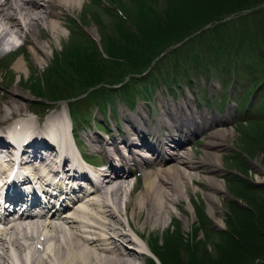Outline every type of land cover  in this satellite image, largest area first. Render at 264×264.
Instances as JSON below:
<instances>
[{
  "label": "rangeland",
  "instance_id": "1",
  "mask_svg": "<svg viewBox=\"0 0 264 264\" xmlns=\"http://www.w3.org/2000/svg\"><path fill=\"white\" fill-rule=\"evenodd\" d=\"M92 1L93 0H83V6H75L74 8L65 9L63 11L61 15L64 23L62 38L54 41L53 49L47 50L46 58L42 62H35L32 56H30L29 40H26L27 42L23 44L16 53L12 52V54L8 52L10 47H14L11 43L13 41H7L4 45V51L0 53V57L7 53L4 62L7 63L8 72L5 74V69H0V128L9 125L13 117L22 116L34 119L41 129L43 128V130L48 133L50 129L48 123L46 124V118L51 114H60L66 120V124L69 127L70 124L72 125V120L69 115L68 99H59L54 103V101L47 98V96L38 97L32 92L33 90L29 83L35 76L39 75L42 78V75H45L48 67L56 56L67 50L72 38L75 37V34H72L73 31L84 32L88 37L87 42H90V44L86 41L85 43L90 46L91 41H94L103 52L102 45L107 44L109 34L113 32L112 26H114V22L111 20L112 16L105 10V7H111L112 5L114 11L122 12V10L120 5L111 0H100L101 3L97 0L95 1L96 6L90 3ZM154 1L161 11V15H165V8L168 7L169 3H167L166 0ZM126 2H128V0ZM263 5L264 3H259L254 6L239 9L238 11L222 14L223 16L220 18L206 23L202 28L197 29L198 31L195 30V32L189 36V38L191 37L190 43H186L185 47L181 48L179 47L180 44H178L183 41L185 42V40L173 45H171L172 43L169 44L171 46L163 52L166 53V57L164 56L165 59L153 62L149 66V73L134 74V78L128 80L129 76H127L125 81L120 84L106 85L110 89L108 91L101 90L97 93V103L94 101L93 103L89 102L86 96L90 94L92 90L100 86L89 87L85 94H83L84 97H81L82 101L80 100L76 103L79 112L89 111L92 115L91 119L78 117V121H74L75 126L80 124L74 134L78 135L77 142L82 152L91 155L94 161L102 160L103 157L107 158L104 152H102L103 150L99 155L97 154L98 152H96L101 150L99 148L101 144H105L107 140L112 141L115 134L119 137L124 134V116L126 114H130L132 117L138 119L139 115H141L140 111L143 113L146 112L145 114L147 116L149 114L150 122L158 126L157 131L163 133V131L170 132V130H167V123H165V121L163 122L164 116L162 114L165 108H167V105L178 106L179 102L186 103L191 99V104H195L194 106L199 114L207 111L208 115H214V117L219 118L225 117L224 115L230 112V117L228 119L220 118V120L214 121L210 129H205L202 132L194 134L190 140L183 142L185 149L187 147L190 148L192 155L201 156L207 149L205 143L209 138L207 137L208 131L216 129L217 127H224L227 129L225 132L218 135V139L223 142V147L218 151L219 169H213L210 165L205 168L192 169L195 170L200 177L205 174L217 176L224 184V190L217 194V200L213 206L205 196V192L209 190V187L201 181L199 182L196 180L194 182L191 180L190 182V180L187 179L186 186L189 189V195H187L188 193L185 187L181 202L178 203L177 210L174 207L175 211H172L174 214L172 213L171 219L169 216L167 225L164 227L159 225L157 228H151L150 225H147L142 229L146 238L148 237L149 242H151V240L152 243L156 241L158 249H161L160 246L162 245V241L165 240V236L172 232L177 238L176 242L179 243V247H181L179 248L180 253L186 255L185 249L188 247V242H194L195 245H198L200 251L205 248L213 257H216L219 253L216 242L220 241L221 231L227 229L230 215L238 213L239 211H244L243 209H245V206L252 208L254 206L256 208L255 204L258 202L263 203L264 132L260 127L262 122H257L254 119L264 118V89L258 90L259 86H261L258 85L255 92L252 93L253 90L251 89L254 87L252 85L253 77L248 68H243L242 80L239 81L235 87L233 82L234 74L228 72L231 56H234L240 63L246 61L249 66L254 62L250 58L252 56L246 58L249 46L248 39L250 38L251 31L259 35L258 14L255 12L258 11L260 7H263ZM94 10H99L101 12L103 24L94 17ZM80 17H84L83 19H85V21L82 20L81 22ZM205 28H207V31L202 35L203 39H200L198 32ZM42 29L43 32L46 31L45 28ZM21 32L22 31H20V33ZM12 35L14 37L16 36L14 30ZM44 35L45 34L42 33L41 37H46ZM240 37H242V47L246 52L239 47ZM263 37L264 36H262V38ZM22 38L21 36H16L14 40L20 42ZM202 42H205V45H203ZM206 42L209 44L208 47ZM217 47H221L218 51L223 52L222 59L226 63V66L221 67L218 71L222 78L221 80L214 78L211 71L206 70V65L197 64V61L193 57L195 51H200V58L198 60L204 62L210 60L209 53H214ZM168 53H172L171 56H173V59L174 57H180L182 60V69L174 74V76L171 71L170 61L172 58L167 55ZM22 55H26L28 58L30 68L25 69V71H18L13 67V63ZM202 56L205 59L202 58ZM253 56L255 57L252 58L256 60L254 66L257 67L259 73L263 72L264 58L260 59L257 52H255ZM189 73H191V75H189ZM168 74L170 75L168 76ZM140 86L143 88L141 93L137 92L138 95H131L132 91L139 90ZM13 90L27 94V97L20 98L17 94L14 95L12 92ZM128 90H131V93ZM106 93H108L107 95L110 96L111 99H106L107 101L105 103L103 99L106 98ZM257 93V102L246 112L249 101H251ZM9 96L16 97L17 101L21 103L22 114L17 112L10 113L9 116L4 119V108L9 107V103L7 102ZM231 97H233V100L230 99ZM39 103L44 106L41 107ZM51 104H54V106L49 107ZM238 108L241 113H238ZM177 111H179V109H177ZM208 122L211 123V120ZM247 131H250V133L248 134ZM124 135L126 136V134ZM30 139L31 137L27 138V143ZM91 139L97 141L92 142ZM6 142L5 140L2 141V143L5 144L4 147L0 146V150L3 148L5 149L6 146L9 145V143L7 142V144ZM27 143L23 145L25 149L23 157H29L30 154L29 145H27ZM40 151L52 152V148L49 144H44L40 148ZM33 161L39 163L43 161V158L33 157L32 160L26 162L23 159L22 164L24 166L35 165L31 163ZM68 165L69 162L67 160L65 163L62 162V166L65 168ZM150 168L151 167L147 164L145 165L146 170ZM239 178L243 179L242 181H247V183H253L252 185H256L257 189L253 191H240L242 193L237 192V190L240 189L237 186L239 183L237 179ZM133 179L134 176L122 178L124 191L122 192L121 209L118 215L120 219L123 220L125 229L130 228L128 225V217L131 219V207H128L127 213H125V201L141 190L144 183V178L140 176L133 186L134 192L132 194L131 186L132 183H134L132 182ZM79 180H82V177L79 179L78 175L72 177L73 182L76 181L77 183ZM110 202H112L111 199ZM91 209H94L93 206ZM186 215H188L189 218L188 223L184 221V216ZM58 221L62 222L63 219L59 218ZM40 237L41 238L37 239H41L39 243H41V241L45 242L43 235ZM26 240L29 241L30 239L25 238V241ZM126 243L130 244L131 242ZM123 244L124 243L121 245L123 246ZM131 244L135 246L133 248H137L136 244ZM38 252L41 254V250ZM149 257H153L156 261L152 252L145 254V257H141L142 259L140 257L135 259V261L140 264H150L148 261ZM7 258L9 260H7L8 264H11V259H9L8 255L6 256V259ZM255 264L259 263L256 261Z\"/></svg>",
  "mask_w": 264,
  "mask_h": 264
},
{
  "label": "bare ground",
  "instance_id": "2",
  "mask_svg": "<svg viewBox=\"0 0 264 264\" xmlns=\"http://www.w3.org/2000/svg\"><path fill=\"white\" fill-rule=\"evenodd\" d=\"M82 3L83 0H0V53H3L4 43L8 41V36L12 35L14 30L16 34L21 37L24 36L26 40L30 41L29 50L33 60L42 62L46 58L47 50L53 49L54 41L62 38L64 23L61 15L63 11L75 6H83ZM42 28H45L46 31L43 32ZM23 30L25 32H21V34L20 31ZM42 33L46 37H41ZM13 67L18 71H25V69L30 68L26 55L15 60ZM12 92L20 98L27 97V94L17 90ZM7 102L9 107L4 108V119L10 113H21L22 106L16 97L9 96ZM191 103L192 100L190 99L186 103L179 102L178 106L167 105L162 114L164 116L163 122L167 123V130L170 132H158V126L152 124L150 118L143 112L138 119L126 114L124 116V134L126 136L122 134L123 140L119 141V146L116 148L114 142V146H112L109 140L106 144H101V148L106 149L111 158L109 159L110 166L116 171L119 170L120 172V169L115 165V158H121V162L134 160L135 163H144L151 167L148 170H141V173L139 171L144 178L143 188L131 198H127L124 204L125 213H127L128 207H131V219L128 217V224L132 231L130 228L125 229L124 222L118 215L121 209L122 192L124 191L122 180L118 177V179L110 177L104 169H92L95 176L97 174L104 176V184L95 190L89 186L92 191L83 194V190L76 184L81 183L79 186H86L89 182L80 180L76 184H69L70 180L68 179L64 183L66 177L74 176V172L70 170L71 168L61 167V160H58L57 157L61 153L56 148L51 147L52 152L45 156L46 163L42 164L43 170L38 173L40 174L38 175L40 181L42 184L49 181L48 176L44 175L48 169L63 173L60 178L54 179V182L50 183L53 194L58 192L55 196L56 205L66 204L62 203L65 199L70 200L72 197H79L73 204L77 206L74 207L71 205L73 202L69 201L71 206L67 211L70 213L61 212V214L64 213L62 219L66 224L65 227L60 224L53 225L49 218L45 224H42V229L45 230H41L38 234L34 233V230L40 229V225L35 223L30 226L29 232H27L26 225L23 224L20 230L18 229L13 233H11L13 227L9 230L0 229V264H8L6 256L10 246L17 248L20 264H140L135 259L145 257L143 251L151 250L149 239L146 238L142 229L147 225H150L151 228L167 225L169 216L171 219L172 211H175L174 207L177 210L184 191L186 190L187 195H189V189L186 186L187 179L190 182L197 180L206 184L209 190L205 192V196L214 206L217 194L224 190V184L215 175L205 174L200 177L192 169L205 168L208 165L213 169H219L218 151L223 147V142L218 139V135L227 129L217 127V130L208 131L207 137L209 138L205 143L207 149L201 156L192 155L188 147L186 151L183 142L190 140L194 134L210 129L214 121H218L220 118L228 119L230 112L225 114V117L219 118L208 115L207 111L199 114L195 104ZM62 119L60 114H51L46 118V124L48 123L50 129L48 134L51 132L50 138L58 145H61L60 142L65 139L67 131L64 119ZM209 120L211 123L208 122ZM13 123V125L11 123L7 127L0 128V146L4 147L5 144L2 143V137H5L9 143V145H5V149L0 150V164L4 165L3 169L9 165L8 161L17 159L14 152L20 151L27 138L31 137L27 143L30 150L29 157H24L27 159L26 161L32 160L33 157H42L40 148L47 143L44 138L46 132L34 119L21 116L18 121ZM10 140L16 145L12 144ZM18 157L22 161V155L19 154ZM82 175L90 181L88 174L83 172L80 177ZM75 188H78V193L75 192ZM16 189L15 187L14 190ZM133 192L134 190L132 194ZM83 197H86L85 201L82 200ZM90 204L94 208L92 211L89 209L92 207ZM55 211L59 210L56 209ZM184 221L188 223V215L184 216ZM18 223L20 224L21 221ZM51 230L54 232L43 234L45 242L41 241L40 244L33 245L34 240L41 238L40 234L43 231ZM25 238L33 241L26 240L27 243ZM40 240L36 242L39 243ZM126 242L136 244L137 248H133L135 247L133 244ZM122 243H124L123 246ZM43 249L44 254L41 255L38 251ZM26 251L30 252V260L23 254Z\"/></svg>",
  "mask_w": 264,
  "mask_h": 264
},
{
  "label": "trees",
  "instance_id": "3",
  "mask_svg": "<svg viewBox=\"0 0 264 264\" xmlns=\"http://www.w3.org/2000/svg\"><path fill=\"white\" fill-rule=\"evenodd\" d=\"M95 1L97 0L90 3L96 6ZM111 1L120 5L122 12L114 11L112 5L105 7V10L112 16L111 20H113L114 26H112L113 32L109 34L107 44L102 45L104 54L94 41H91L90 46L88 45L90 42H87L88 37L84 32L73 31L72 34H75V37L72 38L67 50L56 56L42 78L39 75L35 76L29 83L38 97L47 96L53 101L69 99L71 113L75 119L78 117L88 119L91 116L89 111L79 112L76 105L82 99L81 97H84L83 94L89 87L100 86L86 96L89 102L97 103V93L101 90L108 91L110 89L106 85L120 84L125 81L127 76H129L128 80L134 78V74H143L145 71L149 73V66L153 62L165 59L166 53L163 54V52L169 46L185 40L179 46L185 47L186 43H190L191 37L189 38V36L206 23L229 12L264 3V0H166L169 5L165 8V15H161V11L154 0ZM93 12L94 17L103 24L101 12L99 10ZM255 13L258 14L260 32L258 35L251 31L246 58L255 57L253 55L257 52L259 58L263 59L264 5ZM83 18L81 20L85 21ZM206 31L207 28L198 32L200 39H203L202 35ZM202 44L205 45V42ZM206 44L208 47L209 44L207 42ZM239 47L243 49L242 37L239 38ZM219 48L217 47L214 53L209 51L211 59L205 62L198 60L200 51H195L193 57L197 64L206 65V70L211 71L216 78L221 80L218 71L221 67L226 66V63L222 59L223 52L218 51ZM167 55L173 57L171 56L172 53ZM252 57L250 58L254 62L249 66L246 61L240 63L234 56H231L228 72L234 74L238 83L242 80L243 68H248L253 77L252 85L254 87L251 89L253 93L258 85H261L258 90L264 89V70L261 73L258 72L257 67L254 66L256 60ZM202 58L204 57L202 56ZM3 62L2 60V64ZM170 62L174 76L182 69V60L180 57H174ZM3 65L7 66V63L5 62ZM142 89L140 86L139 90L132 91V93L131 90L128 91L134 96L137 92L141 93ZM107 94H105L106 98L103 99L105 103L106 99H111ZM257 97L258 93L249 101V108L246 112L257 102ZM254 120L262 122L260 127L264 132V118ZM247 133L249 134L250 131ZM237 180H239L237 186L240 188L237 192L257 189L256 185L253 186L251 182L247 183L240 178ZM262 201L263 203L255 204L256 208L245 206L244 211L230 215L227 229L221 231L220 241L216 242L219 251L216 257H213L204 247L200 251L194 242H188V247L185 249L186 255L180 253L179 248L181 247H179V243L176 242L177 238L172 232L165 236V240L160 246L161 249H158L156 241L153 244L151 240L152 248L162 264H255L256 261L259 264H264V200ZM151 264L157 263L151 260Z\"/></svg>",
  "mask_w": 264,
  "mask_h": 264
}]
</instances>
